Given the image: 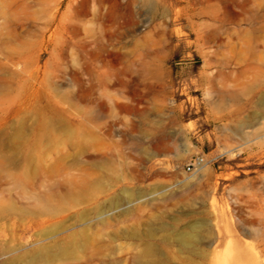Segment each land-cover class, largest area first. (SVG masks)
<instances>
[{
	"label": "rangeland",
	"instance_id": "obj_1",
	"mask_svg": "<svg viewBox=\"0 0 264 264\" xmlns=\"http://www.w3.org/2000/svg\"><path fill=\"white\" fill-rule=\"evenodd\" d=\"M106 5L0 0V264H264V0Z\"/></svg>",
	"mask_w": 264,
	"mask_h": 264
},
{
	"label": "bare ground",
	"instance_id": "obj_2",
	"mask_svg": "<svg viewBox=\"0 0 264 264\" xmlns=\"http://www.w3.org/2000/svg\"><path fill=\"white\" fill-rule=\"evenodd\" d=\"M89 1H92L94 3V5H96L99 10H103V9L106 10V13L102 14L100 16V19H102V20H112L114 18L112 16V8L106 5L107 0H84V2H89ZM180 241L182 243H186V242L189 241V237L187 235H182L181 238H180ZM152 264H156V262H153ZM221 264H229V261H227V259H226V260H224V263L221 262Z\"/></svg>",
	"mask_w": 264,
	"mask_h": 264
}]
</instances>
